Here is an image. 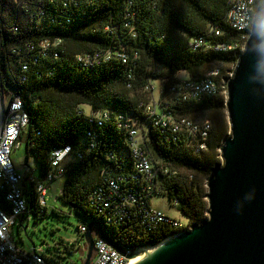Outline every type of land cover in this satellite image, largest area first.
I'll return each instance as SVG.
<instances>
[{
  "label": "trees",
  "instance_id": "1",
  "mask_svg": "<svg viewBox=\"0 0 264 264\" xmlns=\"http://www.w3.org/2000/svg\"><path fill=\"white\" fill-rule=\"evenodd\" d=\"M75 1L71 6L63 4L67 0H0V99L19 96L27 111L28 121L19 134L24 163L27 156L34 157L39 167L35 179L40 180L50 167L51 151L68 145L57 196L87 220L76 224L73 239L55 240L50 255L43 251L49 262L59 261V251H73L77 239L85 243L78 225L89 221L124 247L151 245L180 230L166 222L141 221L140 200L147 206L158 193L187 223L206 216V178L228 131L225 86L240 46L204 51L194 49L190 39L201 35L209 42L241 40V32L224 23L226 0ZM127 5L134 12L129 18L124 17ZM209 25L220 26L224 33L212 35ZM54 38L61 39L60 45L43 54L39 42ZM117 52L125 54V61ZM92 53L99 54L92 65L76 60L78 54ZM180 70L185 77L175 75ZM205 77L215 84L212 94L199 100L182 98L180 80ZM150 79L161 81L156 111L184 116L202 127L205 149H195L199 133L173 132L156 121L157 115L145 113L150 97L143 87ZM83 105L90 114L106 110L108 118L101 125L89 121ZM119 114L125 121L117 119ZM130 123L143 127L142 147L157 164L150 190L133 166ZM27 174L21 185L29 211L41 217L46 205L33 203L34 182L26 180ZM109 180L117 182V192L110 193ZM129 193L139 197L137 203L127 202Z\"/></svg>",
  "mask_w": 264,
  "mask_h": 264
},
{
  "label": "water",
  "instance_id": "2",
  "mask_svg": "<svg viewBox=\"0 0 264 264\" xmlns=\"http://www.w3.org/2000/svg\"><path fill=\"white\" fill-rule=\"evenodd\" d=\"M225 87L228 131L218 145L220 159L206 178V216L129 252L89 221L81 264L88 263L94 249V228L126 258L153 246L130 264H264V0L256 2Z\"/></svg>",
  "mask_w": 264,
  "mask_h": 264
},
{
  "label": "built area",
  "instance_id": "3",
  "mask_svg": "<svg viewBox=\"0 0 264 264\" xmlns=\"http://www.w3.org/2000/svg\"><path fill=\"white\" fill-rule=\"evenodd\" d=\"M257 0H226L227 9L224 15V23L239 32H241V40L238 42L224 43V42H209L204 36L196 35L190 39L191 46L194 49L199 50H230L235 49L237 46L240 48L243 46L245 39L248 36L255 6ZM63 4H69L71 6L76 5L75 0H67ZM133 10L130 5L126 6L124 17L129 18L133 16ZM129 21H127V24ZM209 32L214 36H219L224 33V30L217 25H209ZM61 39H44L39 42L40 48L45 54V50L49 47H57L60 45ZM239 48V49H240ZM57 52H54V56ZM117 56H120L122 61H125V54L123 52H117ZM104 58L109 57L108 54H104ZM99 54H78L76 60L81 65H92L97 61ZM25 67V66H23ZM213 71L212 73H215ZM179 91L182 98H189L199 100L200 98L212 94L215 90L214 82L208 78L202 79H182L179 84ZM151 84L147 83L143 90L151 92ZM160 92V88L158 93ZM151 96V95H150ZM158 97V96H157ZM156 99L152 96L150 101L144 105V111L146 114L157 115V120L160 121L166 128L173 132L178 130H185L191 135L199 133L197 136L195 149H205L206 144L204 142L206 138V132L197 124L193 123L186 117H175L169 113H161L156 111ZM90 114V113H88ZM108 118V112L106 110L94 112L88 117L89 121L95 120L97 125L103 124L104 120ZM117 119L123 120L122 115H118ZM28 121L27 111L19 98V96L13 97L6 102L0 99V195L2 202L0 204V264H51L43 254L42 249H36L34 246L30 249H24L16 243L12 235V227L20 222L22 215L26 216L29 212V202H27L23 187L21 185V179L24 174H27V181H33V203L39 207L46 205L45 195L46 188L49 183L59 176H62L64 171V164L67 160V154L70 150L68 145L64 147L54 148L51 151L50 167L46 171L45 175L40 179H35L32 175V168L26 166L25 173L17 170L11 158L12 149L19 145V134L21 129L26 125ZM125 121V120H123ZM122 124L125 123L123 122ZM127 124L128 132L130 135L129 146L133 155V166L137 173L144 175L147 180L146 189H151V180L155 175L157 164H155L149 156L145 153L142 145L143 139L138 138V127ZM207 124L204 125V128ZM201 139V141H199ZM26 164V163H25ZM27 165V164H26ZM110 193L117 192L118 184L114 180H109ZM138 189H136V193ZM102 195V189H98L99 194ZM127 202L137 203L139 197H134L131 193L127 194ZM143 199L140 200L137 205V211L141 221L147 225H155L159 222H166L175 229H181L188 227L189 223L183 224L180 219L174 218V216L167 212L154 207L152 204L145 205ZM103 204L108 206V200H104ZM86 226L83 224L78 225V232L84 233ZM93 230L94 249L92 250L91 257L87 264H130L129 259L120 254L112 246H110L104 239L95 233ZM122 246V245H121ZM139 246V245H138ZM125 252H129L137 246H122ZM83 250H86V242L83 244Z\"/></svg>",
  "mask_w": 264,
  "mask_h": 264
},
{
  "label": "rangeland",
  "instance_id": "4",
  "mask_svg": "<svg viewBox=\"0 0 264 264\" xmlns=\"http://www.w3.org/2000/svg\"><path fill=\"white\" fill-rule=\"evenodd\" d=\"M178 78L185 77V72L177 71L175 74ZM151 92H148V97L156 98L161 86L159 79H150ZM151 95V96H150ZM8 100V96H4V101ZM86 113L90 112L88 105H83ZM138 138L144 137V129L142 126L138 127ZM11 158L15 168L24 172L26 166L32 168V175L34 178L39 176V167L32 155L27 156L26 164L24 144L20 140L18 147L12 149ZM220 159V158H219ZM218 161V160H217ZM64 181L63 176H59L52 180L46 188V213L39 217L35 216L31 211L25 217H21L20 224L12 227L13 238L17 241L18 245L24 249H30L31 244L36 249H42L44 254L50 255V252L56 247L53 246L54 241L71 240L76 236V224L78 222H87L86 218L76 214L71 208L63 203L57 193L60 191ZM152 205L159 208L174 218L180 219L185 224V217L175 208L168 205L166 197L161 194H155L151 197ZM57 211L59 214L55 213ZM83 241L76 240L75 249L73 251H59V261L50 262L52 264H81L83 261L84 253L82 251Z\"/></svg>",
  "mask_w": 264,
  "mask_h": 264
},
{
  "label": "bare ground",
  "instance_id": "5",
  "mask_svg": "<svg viewBox=\"0 0 264 264\" xmlns=\"http://www.w3.org/2000/svg\"><path fill=\"white\" fill-rule=\"evenodd\" d=\"M153 246H147L142 253H140L139 255L132 257L129 259V263H134L135 261H137L140 257H142L148 250L152 249Z\"/></svg>",
  "mask_w": 264,
  "mask_h": 264
}]
</instances>
